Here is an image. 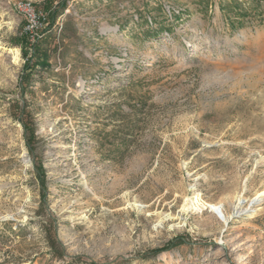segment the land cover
Instances as JSON below:
<instances>
[{"label":"rangeland","instance_id":"rangeland-1","mask_svg":"<svg viewBox=\"0 0 264 264\" xmlns=\"http://www.w3.org/2000/svg\"><path fill=\"white\" fill-rule=\"evenodd\" d=\"M0 264H264L263 2L0 0Z\"/></svg>","mask_w":264,"mask_h":264},{"label":"built area","instance_id":"built-area-1","mask_svg":"<svg viewBox=\"0 0 264 264\" xmlns=\"http://www.w3.org/2000/svg\"><path fill=\"white\" fill-rule=\"evenodd\" d=\"M17 9L24 14L28 21L35 23L37 17L35 16L33 10L28 4H18Z\"/></svg>","mask_w":264,"mask_h":264},{"label":"trees","instance_id":"trees-1","mask_svg":"<svg viewBox=\"0 0 264 264\" xmlns=\"http://www.w3.org/2000/svg\"><path fill=\"white\" fill-rule=\"evenodd\" d=\"M256 2H257V4H261V2H263V4H264V0H256ZM245 15V13H243L242 15H240L241 17H243ZM230 24L232 25L233 24V22H230ZM241 26H243V21H240V22H237V25L235 26L236 28L237 27H241ZM232 27H234L233 25H232Z\"/></svg>","mask_w":264,"mask_h":264},{"label":"bare ground","instance_id":"bare-ground-1","mask_svg":"<svg viewBox=\"0 0 264 264\" xmlns=\"http://www.w3.org/2000/svg\"><path fill=\"white\" fill-rule=\"evenodd\" d=\"M262 195V194H261ZM192 205H193V203H192ZM187 206V204L185 203L184 205H183V209L185 208ZM187 209V208H186Z\"/></svg>","mask_w":264,"mask_h":264}]
</instances>
